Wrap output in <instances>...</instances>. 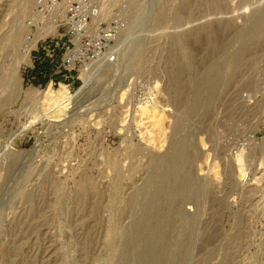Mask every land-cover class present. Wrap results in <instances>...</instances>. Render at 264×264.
<instances>
[{"label":"rangeland","instance_id":"1","mask_svg":"<svg viewBox=\"0 0 264 264\" xmlns=\"http://www.w3.org/2000/svg\"><path fill=\"white\" fill-rule=\"evenodd\" d=\"M102 1L118 53L56 112L0 0V264H264V0Z\"/></svg>","mask_w":264,"mask_h":264},{"label":"built area","instance_id":"2","mask_svg":"<svg viewBox=\"0 0 264 264\" xmlns=\"http://www.w3.org/2000/svg\"><path fill=\"white\" fill-rule=\"evenodd\" d=\"M112 4L106 12L102 0H35L22 45L31 56L24 67L27 86L84 83L82 75L105 59L128 27L126 6Z\"/></svg>","mask_w":264,"mask_h":264},{"label":"bare ground","instance_id":"3","mask_svg":"<svg viewBox=\"0 0 264 264\" xmlns=\"http://www.w3.org/2000/svg\"><path fill=\"white\" fill-rule=\"evenodd\" d=\"M31 1H33V0H26V5H24V6H26L27 8L31 5ZM12 33V32H11ZM15 33H16V31H15ZM14 33V34H15ZM123 33V32H122ZM122 33H121V35H122ZM13 34V33H12ZM12 34H11V36H12ZM13 34V35H14ZM17 34V33H16ZM15 34V35H16ZM120 35V36H121ZM18 35H16V37H17ZM119 36V37H120ZM13 37H15V36H12V38ZM15 37V38H16ZM10 38V37H9ZM16 40H17V38H16ZM118 41H119V39H118ZM118 41L111 47V49L109 50V52H108V54H107V56L105 57V59L103 60V61H101L100 63H98L97 65H95L94 67H92L91 69H89L88 71H86L83 75H82V78H83V80H84V83H85V81L86 80H88V78H89V75L90 74H92V73H95V72H97V67L100 65V64H102V63H108V62H112V58L113 57H115L116 56V54L118 53V47H117V45H118ZM11 41H10V39H9V43H10ZM14 42H17V41H15V39H14ZM13 43V42H12ZM12 43H11V45H12ZM15 45V44H14ZM23 50V49H22ZM29 57V56H28ZM102 67H103V64H102ZM18 69V68H17ZM15 71H17V70H15ZM16 73V72H15ZM16 75V74H15ZM20 76V75H19ZM18 77V76H17ZM16 76H15V78H17ZM83 83V84H84ZM60 88H58L57 90L56 89H54V87L52 86V85H48L46 88H44V89H42V90H38V96H39V99L40 100H43L44 102H46V103H50V102H52V103H54L55 105H56V112H61V111H63L64 109H66L67 107H68V105H69V100H70V93L68 92V88H69V91L71 90V88L68 86V84H66V83H61L60 84V86H59ZM68 87V88H67ZM83 91V90H82ZM124 96V95H123ZM139 109V108H138ZM140 109L143 111V112H146V111H149L148 110V107L147 106H140ZM153 116V115H152ZM239 157V156H238ZM241 157V156H240ZM239 157V160L241 159Z\"/></svg>","mask_w":264,"mask_h":264}]
</instances>
